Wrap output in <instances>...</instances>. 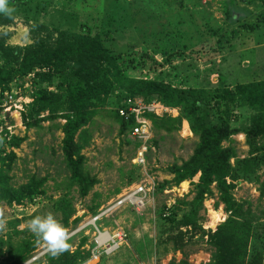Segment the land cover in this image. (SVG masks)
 I'll use <instances>...</instances> for the list:
<instances>
[{
	"label": "rangeland",
	"instance_id": "obj_1",
	"mask_svg": "<svg viewBox=\"0 0 264 264\" xmlns=\"http://www.w3.org/2000/svg\"><path fill=\"white\" fill-rule=\"evenodd\" d=\"M0 14L10 20L0 26V36L11 48L32 45L30 29L41 37L56 31L98 35L127 80H157L206 93L264 81V22L260 21L264 0H3ZM255 24L251 30L244 27ZM41 71L46 69H35L0 91V159L14 155L12 160L0 161V169L14 190L32 179L42 183L40 194L31 199L0 202V239L6 243L28 240L35 245L22 264H45L46 258L53 256L27 227L34 216L49 213L67 230L70 247L64 252L80 253L74 264H213L220 248L212 237L230 221L249 229L242 260L236 264H264V167L247 162L248 147L241 132L231 137L230 144L223 143L235 151L230 161L233 179H227L233 185L235 214L225 211L214 185L201 205L193 204L199 174L183 181L187 189L182 190V182L174 183L171 170L193 155L198 138L186 121L179 126L168 123L179 111L155 100L146 104L158 103L166 109L158 117L162 125L173 129L171 133L156 131L148 119L149 136L144 141L119 135L115 103L129 92L114 83L108 97L93 103L95 114L86 125L87 134L75 137L84 158L81 172L95 179L84 195L69 183L70 171L62 152V112L49 119L48 111L38 115L30 111L39 89L57 95L65 90L59 76H53L49 84L39 83L36 73ZM135 99L146 105L144 98ZM217 114L212 111V122ZM252 114L249 108H236L231 127L245 126ZM12 138L22 140L17 148L9 145ZM141 149H145L144 164L137 165L134 160ZM137 185L149 190L142 210L124 205L93 221L107 205ZM210 211L221 214L214 228L209 226ZM74 219L78 221L73 223ZM13 229L18 234L14 235ZM118 229L123 230L124 241L115 242L108 253L104 252L108 243L103 247L93 243L96 230L112 235ZM5 251L3 247L0 264L6 259ZM84 251L95 257L80 261Z\"/></svg>",
	"mask_w": 264,
	"mask_h": 264
},
{
	"label": "trees",
	"instance_id": "obj_2",
	"mask_svg": "<svg viewBox=\"0 0 264 264\" xmlns=\"http://www.w3.org/2000/svg\"><path fill=\"white\" fill-rule=\"evenodd\" d=\"M260 21L264 22V18ZM9 22L10 20L0 14V26L7 25ZM256 26L257 24L244 27L251 30ZM36 28L39 31H46L43 27L36 26ZM30 31L33 44L23 48L9 47L5 43V38L0 36L2 60L0 91L2 93L8 83L25 77L35 69H46V72L36 73L39 83L49 84L53 76H59L62 79L65 85L64 92L57 95L49 93L48 89H39L30 111L33 115L48 111L49 119L57 117L58 112H62L60 116L65 120L62 152L70 171V185L78 186L81 193L85 195L95 184V179L88 178L81 172L84 158L80 155L81 147L75 141V137L82 138L87 134L86 125L95 114L93 105L99 104L102 98L108 97L112 92L113 84L118 83L129 92L128 96L118 99L115 103L114 116L119 126L118 134H128L134 125L132 118L124 121L117 112L127 98L140 96L145 99V104L155 100L177 109L179 116L169 119L168 123L173 122L179 126L181 121H186L191 133L198 138L199 144L187 161L171 170V173L175 175L174 183L177 185L199 174L198 183L195 185L198 192L192 203L201 205L204 195L209 192V187L214 185L219 194L218 201L224 206L225 211L235 214L236 203L231 195L233 185L227 183V179H233L230 161L235 158V151L231 145L224 147L223 143L230 144L231 137L241 132L245 136L248 147L247 162L264 167V81L236 85L233 90L223 89L215 93H206L203 90L178 89L157 80H127L117 59L103 46L98 35L56 31L53 34L46 32V35L41 37L36 34L35 29ZM236 108H249L253 112L249 123L241 128H233L230 124L231 115H234ZM212 111L218 113L215 122L211 121ZM144 117L152 122V127L156 131L161 129L171 133L173 130L162 125L161 117L149 113H146ZM25 124L30 125L28 122ZM21 142V139L12 138L9 145L17 148ZM4 159L12 160L14 155L5 156L0 161L3 163ZM8 166L6 165L7 168ZM8 181V177L0 169V202L19 203L40 194L39 189L42 185L40 181L32 179L28 185L18 190L8 186ZM261 186L263 187L261 195H264V181ZM74 220L73 223L78 221V219ZM228 226L231 227L227 231ZM248 231L245 224L231 221L227 226L220 227L212 237L214 243L219 244L220 248L213 264H236L239 258L242 260ZM13 233L18 234L15 229ZM236 241L239 243L238 247L235 245ZM3 247H6V259L1 261L2 264H22L34 251L35 245L28 240H21L20 243L8 241L6 243L0 239V256L3 254L1 253ZM75 252V254L64 252L56 257H47L45 264H74V258L80 257V253L77 250ZM81 255L85 256L81 257L80 261L90 258L89 251H84Z\"/></svg>",
	"mask_w": 264,
	"mask_h": 264
},
{
	"label": "built area",
	"instance_id": "obj_3",
	"mask_svg": "<svg viewBox=\"0 0 264 264\" xmlns=\"http://www.w3.org/2000/svg\"><path fill=\"white\" fill-rule=\"evenodd\" d=\"M158 107L160 109V112L157 111ZM162 110L166 111V109L158 103L144 105L143 103H141V100H136L135 98H127L122 102L121 107L117 109V112L119 117H121L124 121H129V119L131 118L134 120V125L128 133L129 136L136 138L139 141H144L149 136V130L146 125V121L148 119L145 118L144 115L146 113H149L158 117L159 113H161ZM144 152L145 149H141L138 152L134 160L135 164H144ZM127 190L128 191L123 193V195H121L115 202L107 205V207L103 211L101 210L102 212L99 213V215H97V217L93 221H96L101 217H108L124 205L132 207V209L137 212L142 210L147 204L149 190H147L144 186L139 185L130 187ZM124 238L125 235L123 230L121 229L115 230V233H112V235H109L104 230H96V236L94 237L93 243L97 247H103V244L108 243V245L105 246L106 248H103L105 250L104 252L108 253V250L115 246V242L121 243L122 241H124ZM109 244H112V246L109 247ZM97 247H95L94 249L97 250ZM90 256L95 257V255L93 254H90Z\"/></svg>",
	"mask_w": 264,
	"mask_h": 264
},
{
	"label": "clouds",
	"instance_id": "obj_4",
	"mask_svg": "<svg viewBox=\"0 0 264 264\" xmlns=\"http://www.w3.org/2000/svg\"><path fill=\"white\" fill-rule=\"evenodd\" d=\"M3 0H0V6ZM28 230L34 234L38 242H43L48 252L55 256L66 251L70 245L67 243V230L54 219L51 213L41 217L34 216L27 221Z\"/></svg>",
	"mask_w": 264,
	"mask_h": 264
},
{
	"label": "bare ground",
	"instance_id": "obj_5",
	"mask_svg": "<svg viewBox=\"0 0 264 264\" xmlns=\"http://www.w3.org/2000/svg\"><path fill=\"white\" fill-rule=\"evenodd\" d=\"M180 186H181L182 190L187 189V183L186 182H182ZM219 221H221V214L220 213H213L212 211H210V223H209L210 228H214Z\"/></svg>",
	"mask_w": 264,
	"mask_h": 264
},
{
	"label": "crops",
	"instance_id": "obj_6",
	"mask_svg": "<svg viewBox=\"0 0 264 264\" xmlns=\"http://www.w3.org/2000/svg\"><path fill=\"white\" fill-rule=\"evenodd\" d=\"M186 133H188V132L186 131ZM187 135H189V134H187Z\"/></svg>",
	"mask_w": 264,
	"mask_h": 264
}]
</instances>
